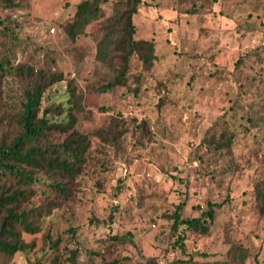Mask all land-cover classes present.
Returning a JSON list of instances; mask_svg holds the SVG:
<instances>
[{
    "label": "rangeland",
    "instance_id": "1",
    "mask_svg": "<svg viewBox=\"0 0 264 264\" xmlns=\"http://www.w3.org/2000/svg\"><path fill=\"white\" fill-rule=\"evenodd\" d=\"M81 1L0 0V138L18 131L10 109L26 79L15 69L28 65L64 75L44 94L43 109L64 108L48 115L51 122L68 121L69 89L76 88V128L91 142L84 174L63 180L68 196L50 186L49 175L34 173L33 195L23 204L35 228L22 232L31 249L0 254V264H212L226 260L233 244L249 251L246 264H264V214L255 199L264 180V0H142L136 38L154 42L157 60L146 72L133 57L127 86L108 93L99 92L109 76L96 54L111 3L72 40L63 25ZM113 121L123 138L102 142L97 133ZM212 139L222 148L209 145ZM4 181L20 184L16 176ZM225 200L208 235L186 226L173 231L180 203L189 219Z\"/></svg>",
    "mask_w": 264,
    "mask_h": 264
},
{
    "label": "trees",
    "instance_id": "2",
    "mask_svg": "<svg viewBox=\"0 0 264 264\" xmlns=\"http://www.w3.org/2000/svg\"><path fill=\"white\" fill-rule=\"evenodd\" d=\"M108 3H111L112 12L106 24L101 27L103 36L97 44L96 59L106 69L109 79L100 86V93L127 86L133 57H137L146 72L151 71L157 60L154 42L136 38L134 18L139 13L142 0H82L76 7L75 19L63 25V30L72 40L78 39L86 33L91 24L101 19L102 4ZM118 56L120 62H117ZM2 67L0 65L1 69ZM3 70H0V103L4 99ZM15 71L26 79L22 97L15 107L10 109V118L18 131L13 138H8L7 135L0 138V254L8 258L14 257L18 252L27 253L31 249V245L23 239L22 232H34L35 228L28 219L31 210L23 207V204L33 195L31 185L37 181L34 173L41 171L49 175L53 179L50 186L68 196L70 192L63 180L74 181L84 174L86 154L91 145L89 137L76 128L77 117L74 109L81 106V96L74 86L71 85L69 89L72 108L67 122L55 123L48 118L50 113H62V106L42 108L46 90L64 80L62 73L46 74L44 71H35L28 65H19ZM89 81L92 83L93 78ZM112 123L111 127L97 133L102 142L112 144L123 138L125 130L116 121ZM52 134L64 135V138L55 142L50 139ZM208 143L216 148L223 146L222 142L215 144L213 139ZM4 176H16L20 184L17 187L8 185V182H3ZM255 199L257 211L264 214V180L255 186ZM225 204L227 200L221 203L208 202V209L200 217L184 219L182 211L185 202L180 203L171 216L172 229L177 232L180 227L186 226L201 235H208L216 208ZM113 218L111 215V220ZM76 231L71 229L73 236H76ZM184 241V236H179L177 246L183 250ZM76 255L75 251L71 252L73 263L76 262ZM248 259L249 251L233 244L226 260H218L212 264H246ZM52 264L59 263L54 260ZM146 264L159 263L155 258H147Z\"/></svg>",
    "mask_w": 264,
    "mask_h": 264
},
{
    "label": "built area",
    "instance_id": "3",
    "mask_svg": "<svg viewBox=\"0 0 264 264\" xmlns=\"http://www.w3.org/2000/svg\"><path fill=\"white\" fill-rule=\"evenodd\" d=\"M52 31H54V30H52Z\"/></svg>",
    "mask_w": 264,
    "mask_h": 264
}]
</instances>
